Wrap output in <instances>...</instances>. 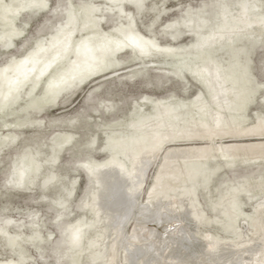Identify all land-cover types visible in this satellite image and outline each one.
I'll list each match as a JSON object with an SVG mask.
<instances>
[{
	"label": "water",
	"instance_id": "water-1",
	"mask_svg": "<svg viewBox=\"0 0 264 264\" xmlns=\"http://www.w3.org/2000/svg\"><path fill=\"white\" fill-rule=\"evenodd\" d=\"M0 264H264V0H0Z\"/></svg>",
	"mask_w": 264,
	"mask_h": 264
}]
</instances>
